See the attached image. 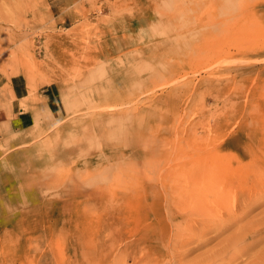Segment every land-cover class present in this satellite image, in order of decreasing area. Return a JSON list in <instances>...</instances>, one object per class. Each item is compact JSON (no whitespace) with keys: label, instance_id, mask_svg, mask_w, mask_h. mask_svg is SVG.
<instances>
[{"label":"rangeland","instance_id":"rangeland-1","mask_svg":"<svg viewBox=\"0 0 264 264\" xmlns=\"http://www.w3.org/2000/svg\"><path fill=\"white\" fill-rule=\"evenodd\" d=\"M12 79L60 95L30 141L8 131ZM247 191L264 195V0H0V264H263V238L224 242L264 215L238 219ZM183 214L208 231L177 259Z\"/></svg>","mask_w":264,"mask_h":264},{"label":"bare ground","instance_id":"bare-ground-1","mask_svg":"<svg viewBox=\"0 0 264 264\" xmlns=\"http://www.w3.org/2000/svg\"><path fill=\"white\" fill-rule=\"evenodd\" d=\"M108 85V84H107ZM141 87V86H140ZM130 88V87H129ZM129 92H131L130 90H129ZM126 97H128V95H126ZM181 142V141H180ZM182 143H183V141H182ZM200 144V143H199ZM199 146V145H198ZM214 147V146H213ZM203 149V148H202ZM195 151V150H194ZM191 153V152H190ZM210 153V152H209ZM194 154V153H193ZM199 155V154H198ZM187 156V155H186ZM185 156V157H186ZM189 156V155H188ZM208 156V155H207ZM195 157H196V155H195ZM192 158V157H191ZM194 158V157H193ZM192 158V159H193ZM207 158V157H206ZM212 158H213V156H212ZM188 159V158H187ZM202 159H205L204 157L202 158ZM209 159V158H208ZM218 159V158H217ZM216 160V159H215ZM204 161V160H203ZM216 165V164H215ZM213 166V165H212ZM256 166V165H255ZM189 167H191L190 165H189ZM201 167V166H200ZM219 167V166H218ZM192 168V167H191ZM211 168V167H210ZM254 168V167H253ZM260 168V167H259ZM197 169V168H196ZM200 170H199V175H201V177H202V175H208L207 174V172H208V169H209V167L208 166H202L201 168H199ZM256 169H258L257 167H256ZM259 170V169H258ZM258 170H257V175H259L258 173H260V176H261V172L259 171L258 172ZM210 171L212 172V170L210 169ZM249 171V170H248ZM252 171H256V170H253L252 169ZM262 171V170H261ZM197 172H198V169H197ZM211 172H209L210 174H211ZM186 173V172H185ZM191 173V172H190ZM256 173V172H255ZM250 175V174H249ZM243 176H244V174H243ZM256 177V176H255ZM173 178V177H172ZM179 178V177H178ZM164 180H165V182H166V178H163ZM250 179V178H249ZM161 180V179H160ZM219 180V179H218ZM173 181V180H172ZM176 181V180H175ZM216 181H217V179H216ZM215 181V182H216ZM221 182V181H220ZM219 182V183H220ZM161 183H162V181H161ZM170 183V182H169ZM179 183V182H178ZM244 183V184H243ZM253 184H254V186L255 187H257V186H259V184L255 181V182H252ZM218 184V183H217ZM246 184V181H242L241 183H239V185L241 186V190L244 192V189L245 188H249L250 186L249 185H245ZM170 185V184H169ZM173 185V184H172ZM142 186V185H141ZM140 186V187H141ZM197 186V185H196ZM196 186H195V188H193L194 189V191L196 190ZM223 186V184H220L219 185V187H222ZM170 187V186H169ZM176 187H178V185L176 186ZM200 187V186H199ZM209 187V186H208ZM217 187V186H216ZM216 187H215V189H216ZM186 188H187V186H186ZM185 187H184V189H186ZM260 188H261V186H260ZM190 189V188H189ZM192 189V188H191ZM190 189V190H191ZM198 189V188H197ZM138 190H140V189H138ZM187 190V189H186ZM201 190H203V188L201 187ZM207 190V192H210V191H212V190H214V187H211V188H208V189H206ZM142 191V190H141ZM185 191V190H184ZM192 191V190H191ZM193 191V192H194ZM221 191V190H220ZM242 191H240V193L242 192ZM261 191V190H260ZM187 192V191H186ZM198 192V191H197ZM215 192V191H214ZM225 192V191H224ZM228 192V191H227ZM229 192H231V191H229ZM195 193V192H194ZM205 193H206V191H205ZM188 194H189V191H188ZM196 194V193H195ZM245 194H247V195H244L242 198V201H240L241 203H242V206H245L244 208H246L245 210H244V212H239V214L237 213V217H238V219H241V218H243V217H245V215H247L249 212H250V210H252L256 205H258V203L260 204V202H263L264 203V195L262 194H260V196H258L259 195V193H258V195H256V194H249V191H247V193H245ZM186 195V196H185ZM183 197H187V194H185ZM140 196H142V194L140 195ZM190 196V195H189ZM230 196H234L233 194H231ZM194 197H195V195H194ZM196 198V197H195ZM233 197H231V199H232ZM193 199V198H192ZM198 199V198H197ZM194 200V199H193ZM192 200V201H193ZM229 201V200H228ZM233 201V200H232ZM231 201V202H232ZM225 202V201H224ZM233 203V202H232ZM224 204V203H223ZM244 204V205H243ZM240 206H241V204H240ZM209 208H211L212 209V207H209ZM213 210H214V208H213ZM212 210V211H213ZM263 210H264V208H263ZM161 211V210H160ZM165 211V210H164ZM214 211H217V210H214ZM214 211H213V216L215 215L214 214ZM205 212V211H204ZM203 212V213H204ZM209 212V211H208ZM202 213V212H201ZM201 213H200V215H201ZM216 213H219L218 211L216 212ZM258 213H264V211L262 212V210H260V212H258ZM199 214V213H198ZM257 215L258 216V218L259 217H261L262 215ZM184 215V217H185V220H183L182 221V228H180V230L178 231V234L177 235H174V236H172V235H169L168 234V236L166 235V243L168 242V243H170L169 245V247H170V251H171V249L173 250V254H172V256H174L175 258H179L180 259V257L183 255L184 256V253H186V252H188V250H185L184 251V249H183V247L187 244V243H189L190 241H192L194 238H197V237H200V236H202L206 231H208L206 228V223H204L205 225L204 226H201V227H198V228H194V226H192L191 225V219H190V221L187 223V215H185V214H183ZM196 215V214H195ZM203 215V214H202ZM217 215H219V214H217ZM217 215H215V216H217ZM239 215V216H238ZM210 216H212V215H210ZM220 216V215H219ZM254 217H255V215H253ZM232 217V216H231ZM233 217H234V215H233ZM263 217H264V215H263ZM263 217H261V218H263ZM191 218V217H190ZM205 218H206V216H205ZM210 218V217H209ZM213 218V217H212ZM229 218V217H228ZM250 218V217H249ZM257 218V217H256ZM255 218V219H256ZM257 219V220H255V219H249L247 222H248V224H247V226L246 227H244V229H243V226L241 225L243 222H245V221H243V219H242V221L243 222H241L240 223V226L242 227L241 229H243V230H238V232L235 230V233L232 231V233L233 234H235L234 235V238H233V234H230V236H232L231 238H233L232 239V241H230V239L231 238H229V241L230 242H226V241H224L225 242V244L226 243H228L230 246L229 247H231V251L232 252H239L240 254H242L243 252H245L246 253V251L247 250H249V248H251L252 246H255V244L256 243H258V242H260L261 240H263L264 239V234L262 233V230L264 229V218L263 219ZM220 219H221V217H220ZM225 218H223V220L222 221H220V222H223V221H225L224 220ZM226 219H227V217H226ZM237 218L235 217V219H234V221H237L236 220ZM181 220H182V218H181ZM212 220H214L213 221V223H215V221H217V219L215 220V217H214V219H211V223H212ZM228 220V219H227ZM230 220H232V218L230 219ZM229 221V220H228ZM168 222V221H167ZM196 222V221H195ZM209 222H210V219H209ZM190 223V224H189ZM166 224V223H165ZM185 224V225H184ZM232 224H234V223H232ZM231 224V225H232ZM244 224H246V222L244 223ZM163 226V225H162ZM165 226V225H164ZM214 225H211L210 226V228L211 227H213ZM228 226V225H227ZM229 226H230V224H229ZM240 226H239V228H240ZM161 227V226H160ZM196 227H197V225H196ZM217 227V226H216ZM218 227H219V225H218ZM223 227V226H222ZM163 228V227H162ZM167 228V227H166ZM224 228H225V226H224ZM164 229V228H163ZM162 229V230H163ZM209 229V228H208ZM220 229H222V228H220ZM186 230L188 231V233H186ZM211 230H212V228H211ZM183 231H184V233H183ZM223 231H224V229H223ZM226 231V230H225ZM222 232V231H221ZM237 232V233H236ZM161 235V234H160ZM228 235V234H227ZM159 236V235H158ZM162 236V235H161ZM246 238H250L251 240L246 244V245H243V247H239V244L241 243V242H243ZM263 238V239H262ZM198 239V238H197ZM223 239H224V237H223ZM104 240V239H103ZM106 240V239H105ZM119 240V239H118ZM157 240H158V238H157ZM117 241V240H116ZM120 241V240H119ZM223 242V243H224ZM118 243V242H117ZM172 243V244H171ZM109 244V243H108ZM119 244V243H118ZM124 244H125V242H124ZM220 244H221V241H220ZM222 245V244H221ZM224 245V244H223ZM222 245V246H223ZM227 245V244H226ZM109 246V245H108ZM121 246V245H120ZM172 246V247H171ZM112 247H114V246H112ZM119 247V246H118ZM166 247V246H165ZM225 247V246H224ZM126 247H124V249H125ZM145 248H146V246H145ZM150 248V247H149ZM163 248V247H162ZM226 248V247H225ZM110 249V248H109ZM117 249V248H116ZM181 249H183V251L181 250ZM223 249V248H222ZM62 250V249H61ZM111 250H112V248H111ZM125 250H127V248L125 249ZM60 251V250H59ZM122 250H120V255H121V253L123 254V252H121ZM169 251V253H171ZM220 251V250H219ZM218 251V254H220V252ZM250 251V250H249ZM82 252H84V251H82ZM134 252H135V250H134ZM262 252V251H261ZM128 253V252H127ZM140 254H138V255H141L140 256V260H141V262L146 258L145 257V255H144V252L141 250V252H139ZM150 253V252H149ZM226 253V252H225ZM257 253H259V252H257ZM115 254V253H114ZM114 254H113V256H114ZM134 254V253H133ZM135 254H136V252H135ZM168 254V253H167ZM221 254H223V251L221 252ZM230 254V253H229ZM235 254V253H234ZM264 254V253H263ZM125 255H126V253H125ZM150 255V254H149ZM166 255V254H165ZM226 255V254H225ZM231 255V254H230ZM257 255H259V254H256V256ZM113 256H112V260H113ZM132 256V255H131ZM137 256V255H136ZM228 256V255H227ZM234 256V255H233ZM233 256L231 255V257L233 258ZM255 256V257H256ZM260 256V255H259ZM116 257H117V255H116ZM153 257V256H152ZM226 257V256H225ZM224 257V258H225ZM231 257H229V258H231ZM136 258V257H135ZM150 258V257H149ZM148 258V259H149ZM156 258V257H155ZM160 258V257H159ZM163 258V257H162ZM168 258H169V256H168ZM209 258V257H208ZM258 258V260H259V257H257ZM261 258V257H260ZM264 258V257H263ZM84 259V258H83ZM50 260V259H49ZM52 260V259H51ZM60 260V259H59ZM96 260H97V258H96ZM124 260V259H123ZM146 260L147 259H145V262H146ZM157 260V259H156ZM161 260V259H160ZM209 259H207L206 258V262L208 261ZM222 260V259H221ZM225 260V259H224ZM255 260H257V259H255ZM200 261V260H199ZM261 261V260H260ZM97 262V261H96ZM95 262V263H96ZM148 262H150V261H148ZM152 262V261H151ZM150 262V263H151ZM253 262V261H252ZM51 263V262H50ZM153 263V262H152ZM196 263V262H195ZM229 263V262H228ZM263 263V262H262ZM52 264H53V261H52ZM93 264V263H92ZM112 264H123V262L121 261V257H117V259L116 260H114L113 261V263ZM133 264H137V263H133ZM141 264V263H140ZM143 264V263H142ZM145 264V263H144ZM154 264V263H153ZM198 264V263H197ZM200 264V263H199ZM205 264H217V263H215V261H210L209 260V262L208 263H205ZM222 264V263H221ZM224 264V263H223ZM258 264H259V262H258ZM264 264V263H263Z\"/></svg>","mask_w":264,"mask_h":264},{"label":"crops","instance_id":"crops-1","mask_svg":"<svg viewBox=\"0 0 264 264\" xmlns=\"http://www.w3.org/2000/svg\"><path fill=\"white\" fill-rule=\"evenodd\" d=\"M10 119L8 131L22 133L23 140L30 141L36 127L46 132L58 123L60 113V95L53 84L38 87L30 96L27 84L21 79L10 82Z\"/></svg>","mask_w":264,"mask_h":264}]
</instances>
